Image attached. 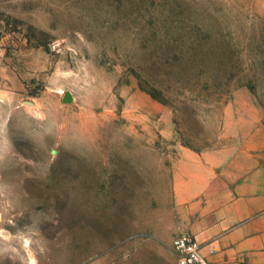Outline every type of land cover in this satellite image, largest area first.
I'll return each mask as SVG.
<instances>
[{"label": "rangeland", "instance_id": "rangeland-1", "mask_svg": "<svg viewBox=\"0 0 264 264\" xmlns=\"http://www.w3.org/2000/svg\"><path fill=\"white\" fill-rule=\"evenodd\" d=\"M259 131L264 0H0V264H177L181 165Z\"/></svg>", "mask_w": 264, "mask_h": 264}, {"label": "crops", "instance_id": "crops-1", "mask_svg": "<svg viewBox=\"0 0 264 264\" xmlns=\"http://www.w3.org/2000/svg\"><path fill=\"white\" fill-rule=\"evenodd\" d=\"M236 155L181 165L177 198L195 216L184 230L211 264H264V134L245 137Z\"/></svg>", "mask_w": 264, "mask_h": 264}, {"label": "built area", "instance_id": "built-area-1", "mask_svg": "<svg viewBox=\"0 0 264 264\" xmlns=\"http://www.w3.org/2000/svg\"><path fill=\"white\" fill-rule=\"evenodd\" d=\"M172 248L177 257V264H211L202 252V244L193 234L184 233L177 236Z\"/></svg>", "mask_w": 264, "mask_h": 264}]
</instances>
